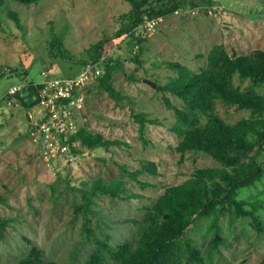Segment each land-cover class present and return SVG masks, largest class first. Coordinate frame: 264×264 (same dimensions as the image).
<instances>
[{"label":"rangeland","instance_id":"374dc122","mask_svg":"<svg viewBox=\"0 0 264 264\" xmlns=\"http://www.w3.org/2000/svg\"><path fill=\"white\" fill-rule=\"evenodd\" d=\"M181 1L186 4L183 13L168 14L156 28L143 30L140 62L131 59L126 41L111 50L125 67V72L119 71L113 78L114 92L101 85L102 72H92L75 97L72 109L80 127L124 143L91 149L78 141L76 157L70 160L63 153L46 156L33 140L31 121L42 119L44 105L27 109L7 91L13 85L41 82L44 70L59 77L81 74L93 59V45L115 34L122 24L121 14L132 5L127 0H41L36 4L6 0L1 7L0 193L7 201L0 204V217L14 221L5 228L0 226V264H15L34 246L42 249L46 260L85 264L99 240L111 246L134 240L147 216L146 205L155 202L167 186L183 183L199 167L221 166L209 153L190 150L182 157L176 150L183 136L174 129L176 113L167 106L166 98L179 107L184 102L158 88L175 71L154 62L176 60L199 70L207 66L215 44L232 55L264 51V0ZM11 10L18 12L21 26ZM57 39L63 40L60 50ZM235 82L245 88L250 81L236 76ZM257 89L264 92V85ZM215 101L230 123L250 115L249 109H238L222 99ZM137 111L158 117L160 123H149L140 132L134 117ZM259 159L264 165V151ZM120 164L130 171L142 169L139 179L152 185L143 187ZM98 177L121 179L130 192L140 196L100 193L91 205L96 212L78 208L85 200L69 182L77 186L82 180ZM238 197L256 205L264 222V175L240 189ZM128 217L139 223L122 221ZM210 224V219H202L189 233L206 257L202 264H256L264 258V233L258 232L251 216L222 215L226 245L212 257L207 253L213 234ZM87 225L93 231L89 239ZM104 264L117 262L109 258Z\"/></svg>","mask_w":264,"mask_h":264},{"label":"trees","instance_id":"16d2710c","mask_svg":"<svg viewBox=\"0 0 264 264\" xmlns=\"http://www.w3.org/2000/svg\"><path fill=\"white\" fill-rule=\"evenodd\" d=\"M16 1L36 4L41 0ZM127 1L132 5V9L121 14L120 28L113 36L104 37L92 47L94 52L91 61L99 63L102 68L101 85L112 92L114 76L119 71L125 72V67L121 58L111 55V50L126 41L131 59L140 62L145 37L143 34L138 35L137 29L145 16L164 17L186 5L181 0ZM5 2L6 0H0V9ZM10 15L21 26L18 12L11 10ZM2 26L3 20L0 16V29ZM57 44V50H60L63 40L57 39ZM154 63L175 71L169 80L159 84L158 88L174 93L184 102V106L179 107L166 98L167 106L173 108L176 113L174 129L183 136L176 150L182 157L190 150L209 153L221 166L199 167L183 183L167 186L155 202L146 205L147 216L134 240L117 246L99 240L85 264H104L109 258H113L117 264H202L206 257L189 233L197 227L200 220L210 219L213 234L207 253L212 257L214 252L221 250L222 244L226 245L220 220L222 215L227 214L236 217L251 216L258 232L264 233V222L256 212L257 206L248 199L238 197L240 189L251 186L264 175L263 160L259 159V155L264 151V92L257 89L264 85V51L232 55L223 45L215 44L208 54L207 66L199 70L176 60H160ZM236 76L249 79L248 86L243 88L236 84ZM42 88L43 84L29 81L11 95L29 109L41 103ZM216 99H222L238 109H249L250 115L230 123L219 113ZM134 117L139 123L140 132H144L149 123H160L158 117H149L145 111H137ZM203 117L206 118L205 121H202ZM68 141L74 152L78 150V141L91 149L109 148L111 145L124 143L121 139L108 138L86 126H81L77 132L71 134ZM120 166L123 171L129 173L130 178L137 180L143 187L152 185L139 179L142 169L130 171L125 164ZM152 171L156 172L154 169ZM68 186L72 189L76 187L80 191L85 203L79 204L78 208L87 212H96L91 205L94 196L100 193L124 198L140 196L130 192L121 179L105 180L98 177L82 180L77 186H72L69 182ZM5 201L7 198L0 193V204ZM249 204L253 206L247 208L246 205ZM12 221L13 218L0 217V226L5 228ZM122 221L138 222L136 218L130 217ZM85 227L89 239L93 231L88 225ZM15 264L61 263L44 259L42 249L34 246ZM256 264H264V258Z\"/></svg>","mask_w":264,"mask_h":264},{"label":"built area","instance_id":"2783aa9c","mask_svg":"<svg viewBox=\"0 0 264 264\" xmlns=\"http://www.w3.org/2000/svg\"><path fill=\"white\" fill-rule=\"evenodd\" d=\"M183 8L175 10L177 13H183ZM162 17L145 16L144 21L139 25L138 35L143 34V30H152L156 28ZM95 72L100 74L102 68L99 63L89 62L86 69L79 75L71 77L53 76L49 71L42 73L44 79L39 82L43 84L41 89V103L44 105L43 119L31 121L30 133L33 140L41 146L42 152L46 156L63 153L67 159H74L76 156L68 141L71 134L78 131V125L74 113L73 105L78 91L87 82L89 75ZM23 85L11 86L7 94H15ZM35 97H37L35 95Z\"/></svg>","mask_w":264,"mask_h":264}]
</instances>
